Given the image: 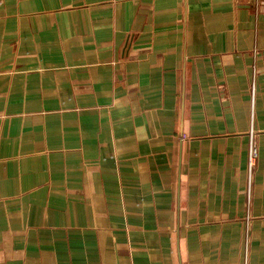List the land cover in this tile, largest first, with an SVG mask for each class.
<instances>
[{"label": "crops", "instance_id": "obj_1", "mask_svg": "<svg viewBox=\"0 0 264 264\" xmlns=\"http://www.w3.org/2000/svg\"><path fill=\"white\" fill-rule=\"evenodd\" d=\"M263 3L0 0V264H264Z\"/></svg>", "mask_w": 264, "mask_h": 264}, {"label": "built area", "instance_id": "obj_2", "mask_svg": "<svg viewBox=\"0 0 264 264\" xmlns=\"http://www.w3.org/2000/svg\"><path fill=\"white\" fill-rule=\"evenodd\" d=\"M261 12L264 14V3L261 4ZM251 91H253V85L251 86ZM257 157V149L254 143V138L251 134L250 136V147H249V156H248V182L250 184V178L255 167V161Z\"/></svg>", "mask_w": 264, "mask_h": 264}]
</instances>
